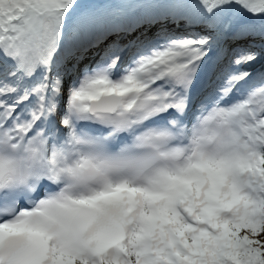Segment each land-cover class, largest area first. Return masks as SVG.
<instances>
[{"label":"snow or ice","instance_id":"6c2138e0","mask_svg":"<svg viewBox=\"0 0 264 264\" xmlns=\"http://www.w3.org/2000/svg\"><path fill=\"white\" fill-rule=\"evenodd\" d=\"M0 264H264V0H0Z\"/></svg>","mask_w":264,"mask_h":264}]
</instances>
